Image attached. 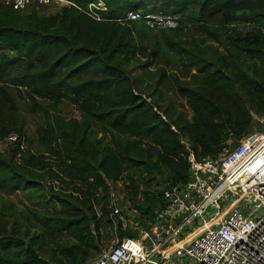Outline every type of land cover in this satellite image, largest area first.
<instances>
[{
	"label": "trees",
	"instance_id": "1",
	"mask_svg": "<svg viewBox=\"0 0 264 264\" xmlns=\"http://www.w3.org/2000/svg\"><path fill=\"white\" fill-rule=\"evenodd\" d=\"M64 1L48 16L0 2V141L17 136L8 154H0V192L32 190L58 205L60 209L43 216L44 227L51 240L68 234L75 241L68 260L87 264L100 251L102 231L111 227L107 182L123 181L126 201L148 219L160 201L156 188L186 181L182 139L198 159L215 158L252 132L254 116L264 114V0ZM98 3L103 7L93 8L94 18L89 5ZM129 11L178 15V27L171 31L193 26L202 34L188 44L163 36L165 50L178 53L169 62L204 76L196 86L176 84L189 104V118L138 92L143 80L132 79L130 66L146 51L138 44L145 34L134 33L145 23L124 21ZM246 25L253 30L240 28ZM151 56L158 57L159 49ZM32 58L45 60L46 68L28 80L18 77L15 85L29 87L47 101L41 106L45 119L36 139L24 131L25 118L4 83ZM60 68L66 77L94 76L64 94L63 84L52 82ZM165 75L162 70L156 86ZM64 99L79 118L61 116ZM34 144L40 147L37 152ZM0 214L6 216L1 204ZM117 232L121 238L133 236L119 227ZM40 240L22 221L9 224L2 218L0 264H49L38 254Z\"/></svg>",
	"mask_w": 264,
	"mask_h": 264
},
{
	"label": "built area",
	"instance_id": "2",
	"mask_svg": "<svg viewBox=\"0 0 264 264\" xmlns=\"http://www.w3.org/2000/svg\"><path fill=\"white\" fill-rule=\"evenodd\" d=\"M63 1L6 4L24 11L30 3ZM102 7L90 4L91 16L97 17L93 8ZM123 20L170 30L178 27L179 16L129 11ZM255 121L263 130H252L222 157L198 159L182 139L186 181L157 187L160 201L148 219L126 201L123 181L107 182L111 227L102 231L108 235L105 245L87 264H264V114ZM16 139L10 134L6 141ZM118 227L133 236L119 237Z\"/></svg>",
	"mask_w": 264,
	"mask_h": 264
},
{
	"label": "rangeland",
	"instance_id": "3",
	"mask_svg": "<svg viewBox=\"0 0 264 264\" xmlns=\"http://www.w3.org/2000/svg\"><path fill=\"white\" fill-rule=\"evenodd\" d=\"M0 2L6 3V0H0ZM62 5H66V2L63 1ZM31 9L36 10L41 16H48L54 13L57 7L54 3L47 6L30 3L24 11H29ZM240 28H242L243 31L249 32L253 30L254 27L246 25L240 26ZM141 31L145 34V38L140 41L138 40V44L145 46L146 51L145 53L140 52L138 60H135L130 66V69H132V79L140 77L143 80L141 86L137 85L138 92L151 103L159 105L171 104L174 109L184 113L189 118L191 115L189 104L176 90V84L178 83L181 86L189 87L196 86L202 83L204 76L196 74L190 67L183 63L177 64L169 62V57H177L178 53L172 50H165L163 36L165 34L171 40H180L188 44L191 43L194 38H199L202 34L200 35L193 26L186 27L182 31H171L167 29L152 30L145 25H141L134 30V33L137 34ZM155 49H159V56L156 58L151 56L152 51ZM8 55L14 56L11 52H9ZM147 61H152V64L148 68H142V65ZM166 62H168V64H166ZM45 68V60L32 58L24 67L21 66L11 71L10 75L4 81L7 88L12 93L21 114L25 118L24 131L32 135L35 139V131L42 125L45 119V115L41 111V106L46 105L47 101L35 96L29 87L17 86L15 84L18 77L24 76L28 80L29 75L36 74ZM162 70L166 75L162 78L161 83L156 86V81L159 79ZM93 76L92 72H88L81 73L75 77H66L65 69L60 68L52 78V82L62 83L63 88L60 90L64 94H69L70 91L68 89L70 86L75 87L79 83L91 79ZM59 107L63 118H79L78 111L68 100H62ZM259 128L260 127L255 121L253 130H258ZM10 148V143L7 141H0L1 155H7ZM33 150L37 152L40 150V147L34 144ZM157 178L163 181L161 179H164V176L158 175ZM121 186L123 187V185ZM0 204L3 205V215H6L1 216L0 214V224H2V218L4 222L8 221L9 224L13 220L22 221L23 225H25L32 236H39V238H41L39 241L40 249L38 250V254L41 258L46 260L49 264H74L68 260L66 254L68 249H72V245L75 241L68 236V234L65 235L63 232L62 236H57L55 240H51L53 235L50 234L48 228L44 227L45 221L43 216L46 215L47 211L60 209L58 205L50 201L46 202L43 200L40 193L32 190L15 193L0 192ZM51 229L53 228L51 227ZM104 245L105 237H103L100 243V249Z\"/></svg>",
	"mask_w": 264,
	"mask_h": 264
}]
</instances>
